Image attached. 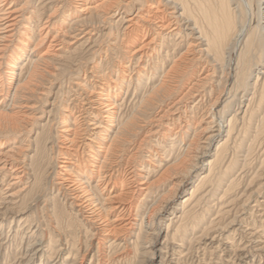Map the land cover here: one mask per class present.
<instances>
[{"label": "rangeland", "instance_id": "374dc122", "mask_svg": "<svg viewBox=\"0 0 264 264\" xmlns=\"http://www.w3.org/2000/svg\"><path fill=\"white\" fill-rule=\"evenodd\" d=\"M14 1L29 19L33 44L45 30L38 31L39 24L55 34L73 22L76 31L73 37L61 34L62 48L49 53L47 64L36 66L15 110L21 119L15 124L0 120V264H264V14L257 11L258 0L248 14L242 5L230 4L240 17L238 26L246 21L247 33L258 37L247 56L241 50L245 39L231 52H203L194 37L182 40L179 35L157 37L145 49L151 56L142 59L133 53L140 44H132L120 16L103 14L107 22L100 24L95 16L76 12L74 0ZM146 1L157 4L169 19L184 11L181 18L199 27L205 21L201 2L212 12L218 0ZM48 37L38 42L35 54L46 50ZM191 41L195 43L189 47ZM183 52L189 54L180 68L164 77ZM28 59H22L18 74L28 69ZM118 77L119 85L111 87L117 96L115 123L132 117V125L113 158V178L123 180L131 192L132 212L127 213L131 223L107 234L113 215L99 208L97 219L102 220L96 221L59 183L64 147L60 122L66 104L77 107L79 154L88 158L92 153L83 144L94 127L99 87ZM161 84L163 90L148 97ZM241 106L242 115L249 110L243 119L239 114L228 139L227 122ZM223 117L227 126L211 140ZM102 134L109 140L113 130ZM212 159L218 162L210 174ZM198 183L197 201L183 205Z\"/></svg>", "mask_w": 264, "mask_h": 264}, {"label": "bare ground", "instance_id": "6f19581e", "mask_svg": "<svg viewBox=\"0 0 264 264\" xmlns=\"http://www.w3.org/2000/svg\"><path fill=\"white\" fill-rule=\"evenodd\" d=\"M74 1H75V8L78 9L76 12H78V13L81 12L83 14L89 13V16H91V17L95 16L96 18H94V19H96L97 22H99V23L104 22L105 17L103 16V14H107L108 17H114V18L120 16L119 21H120L122 27L124 28L123 30H127V32L126 31L125 32L128 34L132 44H138V43L140 44L137 48H134V50H133V53L136 56L138 54H140V56H139L140 59H142L146 56H151V53L145 51V49L153 46L157 37H162L163 39H165V38L170 39L171 37L181 35L182 40L183 39H190V37H194L193 38L194 41H197V43L200 44V47H203L202 48L203 52L204 51L208 52L212 48L215 50L219 49V51L221 53L225 52L228 49L230 52L232 50H235L236 47H238V45L241 44L242 40L245 39L244 40L245 41L244 49L241 48V50L243 51V52L242 51L241 52L243 54L245 53L246 56L249 52L252 53L250 51L251 47H252L253 43L255 42V39L258 38V37L255 38L251 31L250 32L248 31L249 33H247L246 21H243L241 26H238V19L240 17L237 15V10H234L235 7L232 8L230 5L232 2L234 4L235 3L238 4L239 6L242 5L244 7L243 10L245 9L247 11V14H248V12L251 11V9H252L253 0H218V1H215V3L213 4L214 7H212V12L205 7L206 3L204 5L201 2V5H199V7L201 6L199 10L201 11L205 21H204V23L202 22L201 23L202 26H199V27H198L197 23L192 24V23H190V20H188V19L184 20V18H185L184 11L182 12V14L179 13L180 15H175L174 18L169 19L165 14L167 12L164 13L163 10H161L157 4L156 5L153 3L148 4L146 0H145L146 5L138 4L137 0H74ZM257 2L260 5L259 10H257V11H259L260 14H264V0H258ZM239 6H237V7H239ZM31 13H33V12H31ZM101 13H102V15H101ZM181 16H184V18L182 19ZM26 20L28 21L29 19L25 15L24 8L21 6H18L14 0H0V120H3V122L5 124H15L18 121V119H19V117L17 116L18 110L17 111H15V110L17 109L16 107H18L17 106L18 103L19 104L22 103L21 101H20L21 102L20 103L18 100L21 98V96H22L21 94L26 89H28L29 81L31 80L32 76H34V74L36 72V70H35L36 66L40 62H43V63L46 62V60H48V58H49L48 55H49V53H51L52 50H54V49L58 50V49L62 48V46L64 44V42H63L64 40H62L61 34L63 36L66 33H71L70 35L73 37L74 33L76 31V30H74L75 28L72 25L73 22L68 27V29L64 30V28H60L55 34L50 33L51 31L49 29H47L48 26H46V24H39V25H37L39 27L38 31L41 32L42 30H44V29L45 30L43 33L40 34L37 41L33 44L30 40L31 24L28 25V23H30V22L28 21L27 24H23V22H25ZM191 21H192V19H191ZM106 22L107 21L105 20L104 23H106ZM181 23H184V25L186 26V29H183L182 31L180 30ZM20 25H22V28H20ZM262 27H264V26H262ZM126 33H124V35ZM78 34H79V32H78ZM49 35L51 36V39L49 40V43H48L46 50L41 51V52H37V54H35V47L37 45H39L38 42L45 40L46 38H49L48 37ZM246 35H247V38H246ZM66 36H68V35H66ZM258 40L261 42L262 37ZM193 42L192 41L188 42L189 47L191 46L190 44ZM263 42L264 41L262 40V43ZM174 43H177V42H174ZM32 44H33V47H31ZM175 45H178V44H175ZM252 49H254V48H252ZM187 50H189V49H187ZM187 53L189 54V52H187ZM187 53L183 52L179 57L178 56L176 57L175 61H173L170 68L164 72V77L166 76L167 78H169L171 73L175 72L176 69L180 68L182 61L185 58H187L186 57ZM212 53H214V52L212 51ZM218 54H220V53H218ZM210 55H211V53H210ZM219 56L221 57V55H219ZM250 56H251V54H250ZM28 57H29V59H28ZM23 58L26 60L28 59V62H29L28 67H27L28 69H26L25 73L20 72L18 74L16 72V69H18V66L23 61L22 60ZM245 61H248V60L246 59ZM4 64H5V66H4ZM46 64H47V62H46ZM21 71H24V70H21ZM139 78H140V76L138 77V79ZM118 80H119V77L116 79L110 78V81L108 83L105 82L106 83L105 85L99 87L101 89L99 91V93L97 92L99 95V97H98L99 101L97 102L98 106L96 107L97 113H93L94 114L93 115L94 122H92V124L94 127H93V129H91L92 133L89 135L90 137L87 138V140H89V141L87 143L83 144L84 147L87 146L88 147L87 150L89 149V151L92 153V154H88L89 155L88 158L83 159L81 157L82 155L80 156V154H79V151L81 149L80 148L81 145H78V141H79L78 139H79V137H81L80 136L81 133H79V131H80L79 126H78L79 124L77 123L78 118H76V116H75V108H77V107L75 105H74L75 107H71V105H70L71 103L66 104L65 108H64L65 113H63V116L61 117V122H60V124L62 125L61 131L63 133L60 136L62 137L61 142L64 144V147H63V150L61 151V155H62L63 160H62L61 164L59 165V168H60L59 169V175H60L59 176V183L63 184V186L65 185L67 187V189L72 191V198L75 199L77 206L86 209L88 211L90 217H92L93 219H96V221H98L99 219L102 218L101 217V218L97 219V217H100L98 215V211H100L99 208L105 210L107 212V215H113V218L112 219L110 218L111 221H113V222L110 224L109 223L106 224L107 227L105 226V231L107 232V234H112V233L115 234L119 230L124 229L125 225L131 223V221H129L130 220L129 215L132 212V204H131L132 194H131V192L128 189H126V185L124 184L123 180H121V181L116 180L115 176H114L115 179L113 178L114 171H115L114 170L115 165L113 164L114 163L113 158L118 154L117 152H119L121 150L120 146L122 145V142L125 140L122 137L125 136L127 132L129 133L128 129L132 125V117L129 118V120H127V121L125 120L126 122H119L118 124L115 123V122H117V121H115V117H117L116 116L117 96L114 97L112 95L111 87L114 85L118 86L120 83V82H118ZM112 84H114V85H112ZM161 85L159 87L152 88L148 97H151V98L155 97L157 93H159L161 90H163L164 85L163 84H161ZM91 91H93V90H91ZM139 103H141V102H139ZM142 103H144V100L142 101ZM72 105H73V102H72ZM81 109H83V108H81ZM247 109L248 108L246 107V110ZM246 110L244 111V114L242 115L241 114L242 113V106L239 107L237 112L234 114V116L231 117L229 119V121L227 122L228 128H229L228 132H227L228 133V135H227L228 139L231 138V135L233 134L232 132L235 128V125L237 124L238 120L240 119L239 114L242 115L241 119L245 118L246 117L245 115L247 112ZM82 112H83V110L82 111L79 110L80 114H83ZM7 126L8 125H6V127ZM226 126H227L226 120L223 117V119H221L220 122L218 123V126H217L218 129H216L217 134L214 136H211L213 138V139L211 138V140H214L216 137L219 138L218 136L221 135L222 131L224 130V128ZM111 130H113V134L110 136V138L108 140L106 138L107 136H104L102 133L103 132L104 133L105 132L110 133ZM102 138L104 139V141ZM233 138H234V136H233ZM100 140H102V142H100ZM227 140L223 141L221 144L218 145V147H217L218 151H216V152L219 153V155L216 153L217 157H215V158H219L220 151L223 148H225ZM208 141H210V140H208ZM191 143H193V142H191ZM96 145H98V146H96ZM94 146H96L99 149H97L95 151ZM82 149H83V147H82ZM83 151L84 150H82V152ZM118 160L119 159H117V161ZM211 161L212 162H210V168H209L210 174L212 173L211 171H212L214 164H216L215 162H218V160L212 159ZM203 179L205 180V177H203ZM200 181H201L200 183H202L203 180H200ZM91 182L95 183L94 188L91 187V185H90ZM59 183H57V184H59ZM140 183H141V181H140ZM119 185H120V188H118L116 190V188ZM199 186H201V184L199 185V183H198L196 185V187L193 190H191L190 196L184 198V200H183L184 204L183 205L192 206V204L195 201H197V199L199 197L198 193L200 190ZM94 189H95V192H94ZM139 189H140V187H139ZM145 189L147 192L148 187H145ZM97 191H100V193H97ZM124 212H126V214L129 213V215L128 214L126 215ZM187 213H189L188 210H187ZM185 214H186V211L184 210L182 213L183 218H184ZM182 215H180L179 217L182 218ZM174 218H176V216ZM21 221H22V219H21ZM170 224H171V222L169 223L168 227H170ZM143 231H144V229H143ZM39 251H41V248L36 247L35 252L39 253ZM161 260H162V258H161ZM171 262H172V260H171ZM52 264H57V262L52 263Z\"/></svg>", "mask_w": 264, "mask_h": 264}]
</instances>
